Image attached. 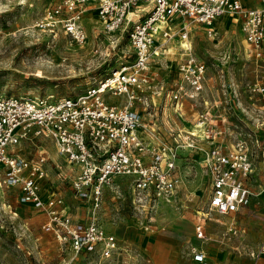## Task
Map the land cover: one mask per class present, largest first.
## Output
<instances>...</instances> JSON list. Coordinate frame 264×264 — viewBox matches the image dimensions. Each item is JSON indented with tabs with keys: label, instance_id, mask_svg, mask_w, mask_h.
<instances>
[{
	"label": "built area",
	"instance_id": "1",
	"mask_svg": "<svg viewBox=\"0 0 264 264\" xmlns=\"http://www.w3.org/2000/svg\"><path fill=\"white\" fill-rule=\"evenodd\" d=\"M87 1L96 2L105 32L125 34L132 55L127 59L124 53L119 64L78 94L0 96V185L16 186L17 201L40 210L41 228L60 244L75 253L97 252L100 259H107L118 248V238L97 219L104 188L116 177H128L133 203L153 210L160 200L172 198L178 187L182 150L198 148L204 141L207 146L199 159L209 184L205 212L194 233L205 236L204 219L210 213L230 216L229 227L236 231L237 216L250 204L251 180L258 174L248 142L238 138V129L249 126L238 117V92L231 89L223 69L215 78L209 77L210 64L192 53L190 28L205 27L213 36V22L232 16L247 56L264 68V2L245 7L241 0H63L47 8L34 27L50 33L61 30L71 41L84 42L81 21ZM173 40L180 52L171 74L173 83L168 85L149 67L171 53ZM211 79L220 86L213 92ZM247 88L264 99L262 81L255 80ZM208 90L222 100H211ZM113 97L121 99L110 102ZM161 99L169 103L168 113L157 107L156 100ZM186 106L195 110L187 128L183 124ZM254 121L247 136L264 157V135L257 133L259 125ZM35 137L54 146V178L48 176L49 155L44 147L39 145L33 158L21 152V144ZM57 181L69 182L72 197L87 210L83 218L73 216ZM262 255L264 243L250 252L254 260ZM192 258L206 262L201 248L194 249Z\"/></svg>",
	"mask_w": 264,
	"mask_h": 264
},
{
	"label": "rangeland",
	"instance_id": "2",
	"mask_svg": "<svg viewBox=\"0 0 264 264\" xmlns=\"http://www.w3.org/2000/svg\"><path fill=\"white\" fill-rule=\"evenodd\" d=\"M62 1L0 0V96L78 94L95 84L110 67L119 64L125 58L124 53L130 59L132 48L125 34L103 30L95 1L83 5L84 42L71 41L61 30L50 33L34 27L47 8ZM213 27V36L206 33L205 27L190 28L192 53L210 64L209 77L215 78L219 69H223L231 89L238 92V117L249 126L238 129V138L248 142L258 173L250 184L254 192L251 204L238 214L237 230L229 227L230 216L210 213L204 219L205 236L198 238L194 233L199 216L205 212L209 184L199 159L207 144L200 141L198 148L182 150L178 187L172 198L160 200L153 210H142L133 203L128 177H116L111 186L104 188L97 219L107 233L118 238V248L107 259H100L97 252L75 253L69 245L60 244L51 232L41 228L44 214L30 204L19 203L16 186L1 184L2 264H264V255L255 260L250 257L251 250L264 243V157L251 146L247 136L254 120L259 125L257 133L264 135V123L260 126L264 122V99L261 94L249 93L247 88L255 80L264 83V68L247 56L243 35L231 16L217 18ZM176 41L171 42L169 55L160 56L149 67L168 85L173 83L171 74L179 58ZM208 84L212 92L220 87L214 79ZM207 96L217 102L222 100L221 95H210L209 90ZM120 99L113 97L109 101ZM156 101L157 107H164L168 113L169 103L164 104L162 99ZM192 112L186 106L185 128L191 125ZM178 125L183 127L182 123ZM39 145L49 155L48 176L54 178L53 161H57V156L50 140L32 138L21 144V152L33 158ZM58 182L56 185L71 205L73 216L83 218L87 210L72 197L69 182ZM197 248L204 250L205 263L193 260V251Z\"/></svg>",
	"mask_w": 264,
	"mask_h": 264
},
{
	"label": "crops",
	"instance_id": "3",
	"mask_svg": "<svg viewBox=\"0 0 264 264\" xmlns=\"http://www.w3.org/2000/svg\"><path fill=\"white\" fill-rule=\"evenodd\" d=\"M242 1V4H243V6H245V7H256V6H259V5H261L263 2H264V0H241ZM232 17V16H231ZM233 18V17H232ZM234 19V18H233ZM238 24V23H237ZM238 28H239V26H238ZM250 204H251V202H250ZM245 209V208H244ZM243 209V210H244ZM243 210L240 212V213H242L243 212ZM239 213V214H240ZM239 216V215H238ZM238 216H237V218H238Z\"/></svg>",
	"mask_w": 264,
	"mask_h": 264
}]
</instances>
